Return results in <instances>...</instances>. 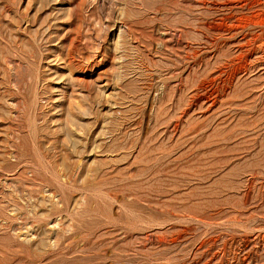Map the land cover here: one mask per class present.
Here are the masks:
<instances>
[{
	"label": "rangeland",
	"instance_id": "rangeland-1",
	"mask_svg": "<svg viewBox=\"0 0 264 264\" xmlns=\"http://www.w3.org/2000/svg\"><path fill=\"white\" fill-rule=\"evenodd\" d=\"M87 263L264 264V0H0V264Z\"/></svg>",
	"mask_w": 264,
	"mask_h": 264
},
{
	"label": "bare ground",
	"instance_id": "bare-ground-1",
	"mask_svg": "<svg viewBox=\"0 0 264 264\" xmlns=\"http://www.w3.org/2000/svg\"><path fill=\"white\" fill-rule=\"evenodd\" d=\"M74 44V43H73ZM72 46V45H71ZM226 74V73H225ZM37 152V151H36ZM44 159V158H43ZM64 185V184H63ZM73 187V186H72ZM72 187H71V189H72ZM75 187V186H74ZM73 187V188H74ZM68 188V187H67ZM74 192V191H73ZM66 198V197H65ZM91 249V248H90ZM93 249H95V248H93ZM83 253V252H82ZM71 254V253H70ZM45 255V254H44ZM89 262V261H88ZM87 264H89V263H87Z\"/></svg>",
	"mask_w": 264,
	"mask_h": 264
}]
</instances>
